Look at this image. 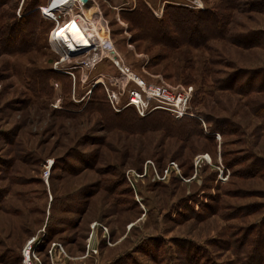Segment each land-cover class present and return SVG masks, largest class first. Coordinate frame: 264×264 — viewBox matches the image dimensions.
Wrapping results in <instances>:
<instances>
[{
    "label": "rangeland",
    "instance_id": "obj_1",
    "mask_svg": "<svg viewBox=\"0 0 264 264\" xmlns=\"http://www.w3.org/2000/svg\"><path fill=\"white\" fill-rule=\"evenodd\" d=\"M48 1L26 3L48 25L37 50L0 47V264H22L32 239L42 264H254L255 242L264 252V0H237L232 41L172 52L140 39L124 17L146 6L161 21L169 6L203 12L220 0H91L135 73L192 88L189 119L204 136L188 143L164 130L109 129L96 113L78 117L97 76L118 73L109 59L86 85L50 74L46 90L35 87L28 72H50L57 61L53 22L40 10ZM23 5L5 4L0 19L20 18ZM204 155L211 161L197 164ZM246 234L247 259L236 250Z\"/></svg>",
    "mask_w": 264,
    "mask_h": 264
},
{
    "label": "trees",
    "instance_id": "obj_2",
    "mask_svg": "<svg viewBox=\"0 0 264 264\" xmlns=\"http://www.w3.org/2000/svg\"><path fill=\"white\" fill-rule=\"evenodd\" d=\"M10 2H13V0H0V8L5 4H10ZM35 2L36 0H31L32 4ZM236 2L237 0H220L215 6L203 12L169 6L166 8L167 18L161 21H158L148 8L144 6L134 11L133 14L126 15L124 19L130 21L132 26L137 28L140 39L162 45L163 48L171 50V52L181 50L184 47L201 49L206 47L211 41L229 42L233 40V38L229 37V29L233 22L234 12L238 10ZM26 3L27 0H24L23 13L20 18L15 16V14L5 12L3 20L0 19L1 52L8 55L28 54L37 50L41 46V42L44 43L46 41L48 25L41 19L36 9L38 5L31 6ZM17 5L18 3L16 7ZM259 34L262 35V33ZM253 37L255 38L256 35H253ZM236 42L244 45L238 40ZM252 44H255V41L245 45ZM50 74H54L56 79L58 81L62 80L63 83L70 80V78H67L69 76L59 75L53 70L50 72L37 70L28 72L30 80L35 87L45 90L48 88L49 80L51 79ZM97 90V87H95L88 107L79 112L78 117L96 113L104 123L108 124L109 129L115 128L123 131L128 129L132 133L138 132L139 129L141 134L145 133L144 130L146 128L164 130L168 136L174 135L185 142L195 135L204 136L203 130L199 127L197 121L189 118L177 120L171 115L165 114V112L160 113L161 111L159 110L144 118L139 117L137 112L135 113L132 110L114 113L109 101L104 96L96 94ZM62 114L66 115L65 113ZM152 120V123L143 125ZM258 235L260 237V234ZM248 240V234L238 239L239 244L241 242L240 247L237 248L236 246L238 254H242L247 259L251 258L254 253H258L259 255L256 256L254 264L263 263V246L259 242H255L254 250H250L254 253H251L246 247Z\"/></svg>",
    "mask_w": 264,
    "mask_h": 264
},
{
    "label": "built area",
    "instance_id": "obj_3",
    "mask_svg": "<svg viewBox=\"0 0 264 264\" xmlns=\"http://www.w3.org/2000/svg\"><path fill=\"white\" fill-rule=\"evenodd\" d=\"M50 1L41 7L40 10L44 18L53 22V30L48 37V42L57 56V61L53 65L55 73L69 76L73 80L75 87H77L78 78L83 85H86L90 80V74L95 68L104 60L109 59L118 69V73L116 75L101 74L97 76L92 89L98 85H102L112 108L116 112H121L126 108L132 107L140 117H147L158 110L169 112L177 120L185 117H194L190 110L193 97L192 88L182 86L172 88L163 82L161 84H149L145 81L126 65L118 55L111 39L108 23L104 20H101L100 23L106 26L109 38L108 40L95 41L100 48V55L95 53L91 43L90 45L81 47L80 51H84L82 53H78V50H73L76 47L64 31L70 22L80 25L84 18L86 19V24L93 22L86 14L80 13L82 9L81 5L85 6V3L83 0H78L77 5L74 4L72 7L61 5L57 9L50 10ZM75 8L80 9V11L74 12ZM58 49H66V51L58 53ZM61 54L67 56L62 57ZM31 241L33 244L30 246L29 241L22 252V264H37V262L42 264L35 253V249H37L40 243L36 239H32ZM59 248L61 247L59 246ZM52 253L53 250L51 249V256ZM52 264H54V261Z\"/></svg>",
    "mask_w": 264,
    "mask_h": 264
},
{
    "label": "bare ground",
    "instance_id": "obj_4",
    "mask_svg": "<svg viewBox=\"0 0 264 264\" xmlns=\"http://www.w3.org/2000/svg\"><path fill=\"white\" fill-rule=\"evenodd\" d=\"M77 1L78 0H51L49 3V9L54 10V9H57L58 7H60L61 5H68L69 7H72L74 4L77 3ZM89 1H91V0H87V2H85V4H84L85 6L81 5V8H82L83 13H85V11H83L84 8H86V10L89 14L94 13V15H92L91 17L87 16L93 22L92 23L88 22V24H86L85 18L83 19V21L80 25H78L77 23H71L70 22L71 24L70 23H69L70 25L68 24L69 25L68 29L71 32H69V33L65 32V31L64 32L68 37L71 38L72 42L74 43L76 48L73 50H78V53H82L84 51H80L81 47L85 46V45H90V43H91L93 48H94L95 53L100 55V48L97 46L95 41H101L102 39L108 40V38H109L108 33H107L108 30H107V28H105L104 24L100 23V21L103 19H102L101 15L98 14L97 8H96L97 6L95 5L94 1H91L89 3V5H87ZM66 29H67V27H66ZM57 51H58V53H62V51H66V49H58ZM101 51H103V50H101ZM61 56L66 57L67 55L61 54ZM65 60H67V58H65ZM102 80L104 81V79H102ZM129 108H132V107H129ZM185 118H189V117H185ZM178 120H180V119H178ZM198 160H200L202 162L207 161L208 163L211 161L210 157L206 156V155L201 156L199 159H197V164L199 163ZM32 244H33V242L30 241V246Z\"/></svg>",
    "mask_w": 264,
    "mask_h": 264
},
{
    "label": "water",
    "instance_id": "obj_5",
    "mask_svg": "<svg viewBox=\"0 0 264 264\" xmlns=\"http://www.w3.org/2000/svg\"><path fill=\"white\" fill-rule=\"evenodd\" d=\"M83 2L85 3V2H87V0H83Z\"/></svg>",
    "mask_w": 264,
    "mask_h": 264
}]
</instances>
